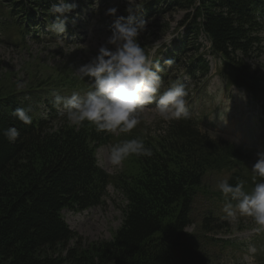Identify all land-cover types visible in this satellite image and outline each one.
Listing matches in <instances>:
<instances>
[{
    "label": "trees",
    "instance_id": "obj_1",
    "mask_svg": "<svg viewBox=\"0 0 264 264\" xmlns=\"http://www.w3.org/2000/svg\"><path fill=\"white\" fill-rule=\"evenodd\" d=\"M55 2L16 0L14 6L17 13L29 8L28 16L39 13L44 19ZM160 2L167 8L192 11L178 23L184 32L174 42L170 58L197 53L200 43L191 47L192 42L198 34L206 35L210 53L222 60L228 78L260 101L264 110V77L253 74L247 62L262 50L264 0H150L148 4L143 0L139 16ZM14 16L18 22L20 17ZM186 66L194 76L195 70L204 72L208 62L199 53ZM43 103L45 115L32 109V123L24 125L11 113L28 105L13 96L0 98V264H209L198 237L186 230L190 206L216 161L236 159L238 150L232 142L208 137L189 119L168 122L155 141L142 138L153 156H133L136 171L119 175L118 180L98 165L94 154L109 134L87 122L72 126L63 111L51 102ZM8 127L21 133L15 142L2 135ZM229 178L231 184L242 179L235 173ZM111 182L126 201L121 226L112 239L84 248L60 211L99 205ZM71 239H75L73 247L67 244Z\"/></svg>",
    "mask_w": 264,
    "mask_h": 264
},
{
    "label": "rangeland",
    "instance_id": "obj_2",
    "mask_svg": "<svg viewBox=\"0 0 264 264\" xmlns=\"http://www.w3.org/2000/svg\"><path fill=\"white\" fill-rule=\"evenodd\" d=\"M149 1L147 0V4ZM142 2L143 0H135L134 6L140 7ZM15 3L16 0H0V98L13 96L17 101L27 104L28 108H37L36 115L41 116L45 115L43 101L51 102L53 90L59 91L61 95H70L72 91L83 94L88 90L87 78L78 79L74 76V70L96 55L98 48L111 34L110 28L115 19L129 15L126 11L128 0H64L66 4H75V8L66 14L71 19V29L66 28L65 33L60 35L51 32L46 24L40 28L39 19L42 14L28 16L26 11L29 8L17 13ZM149 6L153 12L141 17L149 23L139 40L147 51H150L154 43L160 42L161 48L156 57L162 56L163 64L164 60L170 59L167 52L177 42L178 35L184 32L183 28H178L179 21L186 12L192 11L191 8L187 11L167 8L161 2L157 3V8L155 3ZM111 7L117 8L115 16L106 15L107 9ZM30 12L33 13L32 10ZM137 12L132 14L136 15ZM15 14L21 18H18L19 24L14 23ZM57 15L50 13L52 22ZM31 17L35 19L34 23L22 22ZM21 25L29 29L27 39L20 33ZM31 31L34 32L30 34ZM260 37V54H252L247 62L253 74L264 77V29L260 32ZM198 42L202 44L199 51H203L201 55L208 61V68L204 72L194 68L192 83L184 74L181 79L188 90V119L196 121L198 129L208 137L234 143L238 154L234 160L222 157L223 162H220L218 159L213 168L205 173L200 185L202 188L198 190L190 206L191 222L186 230L198 237L209 264H247L249 243L255 244L259 250L256 264H264V232L256 233L255 225L249 218L242 217L238 223L226 221L222 212L224 198L215 187L219 179L235 173L247 182V188H251V168L256 162L257 152L264 147V114L260 113L261 105L251 106L248 95L233 86L223 70L222 60L209 53L208 37L198 34L191 47ZM162 51L163 54L158 55ZM198 52L176 55L169 76L178 72L180 74L184 68L182 64L186 66L194 61ZM168 69L166 67L165 71ZM226 80H230L232 85H225ZM170 81L169 77H164V86L170 84ZM202 89L204 92L201 93ZM227 114L228 118L235 121L234 125L228 122V118L222 119ZM166 123L168 122L163 121L155 112L154 106H149L142 122L130 133H108L109 140L95 147L98 165L109 176H118V180L119 175H132L137 169L133 156L118 170H114L109 162L110 147L123 139L136 137L155 141L164 133ZM114 184L111 182L108 185L99 205L83 211L67 208L60 211L61 217L84 248L89 247L92 242L112 239L121 226L126 201ZM204 219H207L206 223ZM67 244L73 247L75 239ZM62 248L59 247L58 251H63Z\"/></svg>",
    "mask_w": 264,
    "mask_h": 264
},
{
    "label": "clouds",
    "instance_id": "obj_3",
    "mask_svg": "<svg viewBox=\"0 0 264 264\" xmlns=\"http://www.w3.org/2000/svg\"><path fill=\"white\" fill-rule=\"evenodd\" d=\"M135 0H128L127 17H117L110 28V35L98 48L95 56L74 70V76L85 80L89 88L83 94L72 91L70 95H61L53 90L52 106L66 115L67 121L77 128L85 123L93 125L98 132L130 133L143 119L149 106L165 122L189 118L188 90L181 80H173L164 86L162 73L171 68L173 59L161 64L162 56L156 57L161 48L160 42L147 51L139 37L147 29L148 20L132 14L142 7L134 6ZM75 4H66L56 0L50 11L58 14L54 22L48 25L51 32L65 33L68 22L66 14L71 13ZM116 7L107 9L106 15L115 16ZM59 59V57H57ZM32 109L17 107L11 115L30 125ZM2 135L15 142L21 135L16 127H8ZM256 162L252 165V186L246 187V181L238 179L229 183V177L218 180L215 187L222 194L224 219L230 223L249 218L255 225L256 233L264 232V152H257ZM152 157L153 151L146 147L143 139L129 138L112 145L109 149V162L114 170L130 157ZM258 248L255 244L247 246V264H256Z\"/></svg>",
    "mask_w": 264,
    "mask_h": 264
}]
</instances>
